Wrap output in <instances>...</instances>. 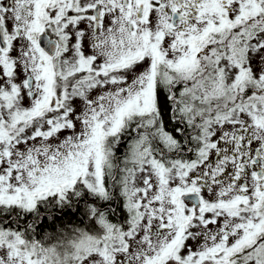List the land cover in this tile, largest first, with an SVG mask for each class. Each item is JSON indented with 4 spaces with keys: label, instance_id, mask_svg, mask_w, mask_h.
Masks as SVG:
<instances>
[{
    "label": "snow or ice",
    "instance_id": "obj_1",
    "mask_svg": "<svg viewBox=\"0 0 264 264\" xmlns=\"http://www.w3.org/2000/svg\"><path fill=\"white\" fill-rule=\"evenodd\" d=\"M0 264H264V0H0Z\"/></svg>",
    "mask_w": 264,
    "mask_h": 264
}]
</instances>
